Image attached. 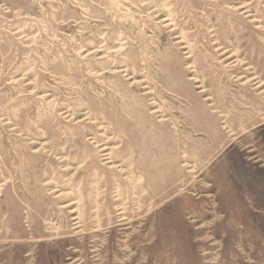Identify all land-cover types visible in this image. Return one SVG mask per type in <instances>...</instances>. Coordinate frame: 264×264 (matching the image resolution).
Segmentation results:
<instances>
[{
	"label": "rangeland",
	"instance_id": "374dc122",
	"mask_svg": "<svg viewBox=\"0 0 264 264\" xmlns=\"http://www.w3.org/2000/svg\"><path fill=\"white\" fill-rule=\"evenodd\" d=\"M0 264H264V0H0Z\"/></svg>",
	"mask_w": 264,
	"mask_h": 264
},
{
	"label": "bare ground",
	"instance_id": "6f19581e",
	"mask_svg": "<svg viewBox=\"0 0 264 264\" xmlns=\"http://www.w3.org/2000/svg\"><path fill=\"white\" fill-rule=\"evenodd\" d=\"M190 80L193 81L194 78H191ZM199 88H202V87L199 86ZM202 89H203V88H202ZM201 93H204V91L202 90ZM209 100H210L209 97H206V98H205V101H209ZM210 106H212V105H210ZM103 156H106V157H107V154H104ZM107 159H109V158L107 157L105 160H107ZM72 213H74V211H73ZM75 220H76V218H75Z\"/></svg>",
	"mask_w": 264,
	"mask_h": 264
}]
</instances>
